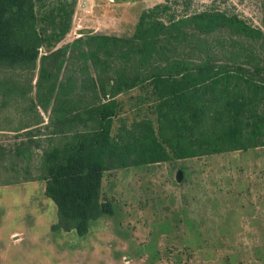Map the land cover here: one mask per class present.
Listing matches in <instances>:
<instances>
[{
    "label": "trees",
    "instance_id": "obj_1",
    "mask_svg": "<svg viewBox=\"0 0 264 264\" xmlns=\"http://www.w3.org/2000/svg\"><path fill=\"white\" fill-rule=\"evenodd\" d=\"M76 3L53 0L38 15L35 0H0V65L28 73L27 87L0 79V106L37 82L32 118L0 128L25 135L14 147L0 142V184L45 180L57 207L52 230L84 236L114 213L102 196L107 170L264 146L262 28L219 9L177 16L161 2L141 12L130 36L87 33L41 54L70 28ZM219 32L233 44L235 36L260 41L263 55L219 54ZM136 87L146 90L153 116L121 118L113 132L119 96ZM38 106L49 113L44 125Z\"/></svg>",
    "mask_w": 264,
    "mask_h": 264
},
{
    "label": "rangeland",
    "instance_id": "obj_2",
    "mask_svg": "<svg viewBox=\"0 0 264 264\" xmlns=\"http://www.w3.org/2000/svg\"><path fill=\"white\" fill-rule=\"evenodd\" d=\"M44 2L40 7L41 0H35L38 15L53 0ZM161 2H168L177 16L219 9L264 30V0H77L70 28L45 43L40 53L87 33L130 36L141 12ZM234 38L240 44H233L227 32L215 33L213 49L231 57L252 49L263 55L260 41ZM24 74L28 76L0 65V79L7 83L19 78L27 87ZM36 85L35 76L25 98L12 97L0 106V128L32 118L28 107L37 102ZM143 89L119 96L121 111L113 132L121 118L131 121L138 112L153 116L152 101ZM41 112L49 119L48 112ZM21 134L0 131V142L14 147L25 138ZM255 150L105 171L102 196L113 202L115 211L92 221L84 236L51 229L57 207L50 198L45 201L41 191L23 185L0 187V264H264V211L241 206L236 193L241 190L229 189V183L264 182V148ZM3 174L0 170V180ZM260 208L264 210V204Z\"/></svg>",
    "mask_w": 264,
    "mask_h": 264
},
{
    "label": "crops",
    "instance_id": "obj_3",
    "mask_svg": "<svg viewBox=\"0 0 264 264\" xmlns=\"http://www.w3.org/2000/svg\"><path fill=\"white\" fill-rule=\"evenodd\" d=\"M39 107V106H38ZM41 108L39 107V112L41 113L44 122L42 123L43 125L47 123L48 119L47 117L44 115V113L41 112ZM40 125V126H43ZM38 128V127H36ZM0 131H4L6 132V130H0ZM43 131V129H42ZM44 137L45 135H40L36 132V130L34 131V137ZM25 139V138H23ZM261 147H256L254 149H256L255 151H257V149H259ZM262 148H264V146H262ZM252 149V148H251ZM249 150V149H248ZM237 151H247V150H236V151H230V152H237ZM185 159V158H184ZM14 185H23V187L28 186L27 189H29L30 191H36L39 190L42 193L43 199L45 201H48V198L45 194V185L46 182L45 180H30V181H25V182H19V183H14V184H1L0 187L2 188H6V187H11ZM228 185V184H226ZM242 187H240V186ZM0 188V189H2ZM227 188V186H226ZM229 189H240L241 191H237L236 193L238 194V199L240 198V200H238V203L241 206H248L250 207V209H253V211H255V213H259L261 212L260 210L264 211L262 208H260V206H262L264 204V182H253V183H247L246 185H241L238 182L237 183H229ZM243 189H246L247 192L243 191ZM253 192V193H252ZM242 195H249L248 197H241ZM253 195V196H250ZM259 206V208L257 207ZM18 232H12V235L17 234Z\"/></svg>",
    "mask_w": 264,
    "mask_h": 264
}]
</instances>
